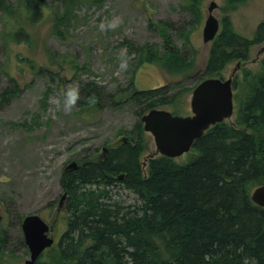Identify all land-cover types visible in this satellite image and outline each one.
<instances>
[{
    "label": "rangeland",
    "instance_id": "rangeland-1",
    "mask_svg": "<svg viewBox=\"0 0 264 264\" xmlns=\"http://www.w3.org/2000/svg\"><path fill=\"white\" fill-rule=\"evenodd\" d=\"M41 1L44 10L25 24L34 37L32 44L2 40L0 10V226L7 236L1 264H19L28 257L21 231L25 215L37 213L53 220L64 191L62 171L67 163L88 161L101 154L102 147L116 146L121 137L139 142L141 164L154 153L153 137L143 130L141 121L147 109L144 103L127 98L131 85L142 90L165 86L170 95L189 88L181 98V114H189L191 91L206 78L203 70L211 46V41L203 42L201 33L211 0H196L195 5L192 0H76L59 36L52 33V15L62 12L64 0ZM213 1V15L219 21L229 16L243 36L250 37L264 18V0H245L236 6L228 0ZM5 2L16 4V0ZM114 17L120 18L118 26L102 30L101 21ZM263 44L264 40L252 45L248 59L240 60L237 75L244 68L260 66L264 51H258ZM121 50L129 56L127 71L119 67ZM20 58L33 61L34 67ZM235 62L225 66L223 78ZM166 63L181 72L168 70ZM184 74L187 77L181 80ZM69 83H78L80 89L86 83L96 86L97 104L78 101L70 114L57 111L52 100ZM13 85L18 92H9L3 100V90ZM156 107L170 111L168 105ZM189 152L173 158L183 162ZM112 191L119 201L135 202L127 188L115 186ZM66 216L62 209L54 223L56 242L65 229Z\"/></svg>",
    "mask_w": 264,
    "mask_h": 264
},
{
    "label": "trees",
    "instance_id": "trees-1",
    "mask_svg": "<svg viewBox=\"0 0 264 264\" xmlns=\"http://www.w3.org/2000/svg\"><path fill=\"white\" fill-rule=\"evenodd\" d=\"M75 2L64 0L62 12L52 15L53 34L61 35ZM244 2L228 0L235 6ZM44 6L41 0H16L15 5L0 0L2 40L32 44L25 24ZM263 40L264 18L246 37L223 16L203 72L221 78L226 65L248 59L252 45ZM20 61L34 67L29 59ZM168 64V70L181 72ZM86 84L79 101L97 104L96 86ZM18 90L13 85L1 98ZM186 90L170 95L165 86L142 90L131 85L127 98L144 103L147 111L168 105L171 113L181 114ZM232 93L233 119L206 129L183 162L157 154L141 164L139 142L120 140L104 156L94 154L74 169H63L66 226L33 264H264V207L250 199L251 190L264 184V56L257 69L234 74ZM115 186L133 192L135 202L115 199ZM6 237L0 226V255Z\"/></svg>",
    "mask_w": 264,
    "mask_h": 264
},
{
    "label": "water",
    "instance_id": "water-1",
    "mask_svg": "<svg viewBox=\"0 0 264 264\" xmlns=\"http://www.w3.org/2000/svg\"><path fill=\"white\" fill-rule=\"evenodd\" d=\"M215 7L216 3L213 0L209 1L206 7L207 14L201 32L203 42L211 41L219 29V20L212 13ZM262 51L264 44L258 52ZM239 67L240 62H236L228 77H206L197 83L189 99L190 114H173L163 108H152L141 115L143 130L152 135L155 146L154 153L147 156L152 157L156 154L170 158L179 156L187 152L193 142L211 125L230 119L233 113L232 77ZM120 140H124V137ZM101 150L104 153L106 147H102ZM76 167V161L72 160L65 165L64 170ZM118 178H122V174H119ZM65 196L66 193L63 192L60 201ZM250 199L254 204L264 207V184L251 190ZM50 228L48 222L37 213L27 214L22 218V235L29 256L19 264H33L40 254L53 244Z\"/></svg>",
    "mask_w": 264,
    "mask_h": 264
},
{
    "label": "clouds",
    "instance_id": "clouds-1",
    "mask_svg": "<svg viewBox=\"0 0 264 264\" xmlns=\"http://www.w3.org/2000/svg\"><path fill=\"white\" fill-rule=\"evenodd\" d=\"M120 23L119 17H114L109 20L105 18L101 21L100 27L104 31L110 29L114 30ZM120 60V70L127 71L129 56L126 50H121V54L118 57ZM80 100V86L78 83H69L59 91L57 96L53 98L52 103L57 111H63L65 114H70L71 111L77 106V102Z\"/></svg>",
    "mask_w": 264,
    "mask_h": 264
},
{
    "label": "flooded vegetation",
    "instance_id": "flooded-vegetation-1",
    "mask_svg": "<svg viewBox=\"0 0 264 264\" xmlns=\"http://www.w3.org/2000/svg\"><path fill=\"white\" fill-rule=\"evenodd\" d=\"M212 41V40H211ZM236 62H238V61H236ZM235 62V63H236ZM233 69V68H232ZM232 71V70H231ZM231 73V72H230ZM235 74V73H234ZM230 75V74H229ZM228 75V76H229ZM190 114V113H189ZM125 140V139H124ZM104 152V154H105V152H107V149L105 150V151H103ZM104 154L102 155V153L99 155V156H104ZM63 192H65V191H63ZM62 192V193H63ZM62 195V194H61ZM66 196H67V194H66ZM66 196H65V198H66ZM65 198L63 199V200H61L60 201V198H59V200H58V202H57V206H56V208H55V214H54V217H53V220H51V221H49V220H46V219H44L42 216V218L46 221V222H48V224L51 226V228H50V233H51V235H52V230H53V228H54V223H55V221L57 220V218H58V215L60 214V212H61V210L62 209H64L65 211H66V209H65ZM60 202L62 203V204H60ZM39 215V214H38ZM21 231H22V229H21ZM52 237H53V235H52ZM53 239H54V237H53ZM23 243L25 244V242H24V240H23ZM54 243H56V241H54ZM25 246H26V244H25ZM26 248H27V246H26ZM27 250H28V248H27ZM28 256H29V251H28ZM28 258V257H27ZM26 259V258H25Z\"/></svg>",
    "mask_w": 264,
    "mask_h": 264
}]
</instances>
